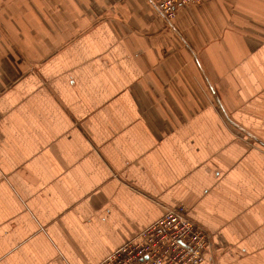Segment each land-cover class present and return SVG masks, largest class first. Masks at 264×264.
Wrapping results in <instances>:
<instances>
[{
	"label": "crops",
	"instance_id": "crops-1",
	"mask_svg": "<svg viewBox=\"0 0 264 264\" xmlns=\"http://www.w3.org/2000/svg\"><path fill=\"white\" fill-rule=\"evenodd\" d=\"M177 206L201 264H264V0H0V264H98Z\"/></svg>",
	"mask_w": 264,
	"mask_h": 264
},
{
	"label": "built area",
	"instance_id": "built-area-1",
	"mask_svg": "<svg viewBox=\"0 0 264 264\" xmlns=\"http://www.w3.org/2000/svg\"><path fill=\"white\" fill-rule=\"evenodd\" d=\"M148 1L161 18L170 21L177 8L201 0ZM210 245V236L189 218L183 206H177L98 264H201Z\"/></svg>",
	"mask_w": 264,
	"mask_h": 264
},
{
	"label": "rangeland",
	"instance_id": "rangeland-1",
	"mask_svg": "<svg viewBox=\"0 0 264 264\" xmlns=\"http://www.w3.org/2000/svg\"><path fill=\"white\" fill-rule=\"evenodd\" d=\"M186 210V209H185ZM187 212V211H186Z\"/></svg>",
	"mask_w": 264,
	"mask_h": 264
}]
</instances>
